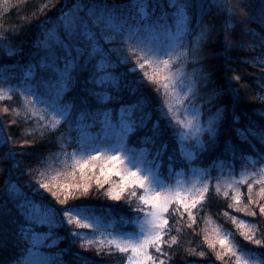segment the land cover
Listing matches in <instances>:
<instances>
[{
	"label": "snow or ice",
	"instance_id": "obj_1",
	"mask_svg": "<svg viewBox=\"0 0 264 264\" xmlns=\"http://www.w3.org/2000/svg\"><path fill=\"white\" fill-rule=\"evenodd\" d=\"M213 11L227 13L219 29L222 48L216 56L223 57L225 65L231 64V50L244 46L243 41L232 39L234 26H243L242 34L254 38L249 47L255 48L259 45L260 54L254 56L252 61L245 58L242 62L264 65V59L261 58L264 57V0H258V3H253L252 0H238L237 3H229V0H132L128 7L122 5L121 0H68L55 20L45 16L36 21L40 37L33 44L37 51L32 53V60L12 69L5 66L4 82L16 79L30 85L25 98H35L36 102L45 106V115L51 113L55 120L51 128L46 121L41 122L45 120L44 116L36 120L33 132L38 129L44 141L40 152L34 153L38 164L46 163L41 154L44 149L63 139V135L55 137L52 131H58L56 125L61 121L71 128L73 124L78 125L81 118L87 117L94 124L98 123L102 132L111 131L119 136V144L102 143L95 148L81 144L74 150L73 155L77 151L81 155L94 151L96 155H88V159L95 160L101 149H104L107 152H117V156L106 158V162H114L123 153L128 172L117 171L116 175H130L134 178L131 183L144 190L139 196L140 204L133 210V216L125 221L141 223L140 231H121L118 236L109 240V245H114L119 252L130 253L126 264H166V260L161 257L171 260L172 256L162 247L163 244H168L171 248L178 243L175 236L170 241L165 240V236L171 231L169 216L179 213L182 217L187 213L194 224L196 216L193 209L198 205L202 206L209 191L205 185L198 197L188 199L179 191L174 195L169 193L163 178L165 157L168 161V174H172L177 163V153L187 159L194 158L196 153L219 154L217 159L230 154L234 161L238 152L243 158L245 151L251 149L256 155V163L261 164V171L264 172V119L257 122L242 107L243 100L239 89L232 84L233 79L238 80L240 77H229L226 82L214 86L221 79L215 71L205 72L202 68H194L189 73L183 67L173 71V62L181 59L185 63H201L203 57L200 53L204 44L211 43L209 37L216 32L213 24L205 23V17ZM253 23L257 24L259 32L249 27ZM193 36L195 42L191 39ZM102 41L106 42L103 50ZM0 50L8 56L24 52L23 47L15 41L2 36ZM96 54L102 55L98 64L93 63ZM130 56L136 58L135 67L144 68L146 65L155 64L159 72L167 73L159 77L147 72L144 75L150 83L156 85L157 93L163 90L167 96L171 89L175 96L174 102L166 99L164 105L157 104L156 98L147 90L148 85L143 78L134 75L130 78L134 71L130 65ZM121 68H125V71H121ZM227 70L235 71L231 67ZM100 71L104 73L102 76L98 75ZM41 73L45 75L42 76ZM52 80H55L54 90ZM165 80L168 82L161 83ZM261 80H264V73L261 74ZM256 84L259 86L260 81H256ZM104 85L107 87L97 91V87L103 88ZM201 100L203 103L198 104L197 101ZM84 105H88L87 109ZM8 110L4 109L5 112ZM205 112L209 115L206 121H202L201 116ZM260 114L264 117V110ZM245 116L248 117L247 124L243 128L236 127ZM25 117L31 119L27 108ZM233 131L242 143L235 141ZM0 133H3L2 124ZM205 135L208 137L206 141L203 139ZM169 137L178 145V149H174L171 154L168 152L171 146ZM132 138H135V146H132ZM12 139L10 135H0V144L8 145ZM98 139L106 141L107 137ZM190 140L195 141L194 150H187V142ZM137 151L141 156L138 157ZM22 154H25L24 150L17 152L9 147L8 152L0 156V164L15 161L12 167L20 171L18 156ZM12 167L0 168V174L8 177L0 191V264H52L46 258L35 257L39 256L40 246L52 235V229L65 227V218L67 224L75 222L80 227L97 232L102 227L95 214L82 202L69 203V195L74 194H66L64 199H60L57 192L52 191L50 184L42 179H37L36 183L29 179L22 186L12 175ZM131 169L138 170L142 175L138 176L137 171ZM101 172H104L103 167ZM34 173V168H27V176L31 177ZM21 175L25 173L21 172ZM38 175L42 177L43 173ZM260 183H264V180ZM22 187L27 188L26 193L21 190ZM60 187L63 188V185ZM248 188L249 205H256L257 201L252 198V185L249 184ZM123 190L122 179L120 192ZM84 191L87 192L86 187ZM45 192H51L63 207L49 201ZM109 195L115 200L120 199L119 192H109ZM261 195H264V188H261ZM173 199L177 205L183 206L184 212H180L179 207L169 211ZM233 199L239 203L238 192ZM249 205L238 210L257 216L258 213L252 211ZM258 207L259 214L264 215V203H260ZM243 224L241 221V225ZM45 226L49 231L40 230ZM249 230L253 229L250 227ZM72 235L80 237L82 233L77 231ZM245 238L253 240L252 235H245ZM226 241L227 235L219 243L232 251V246L226 245ZM254 242L260 245L264 240L256 239ZM93 243L95 241H82V246ZM21 246L27 255L17 257L15 249ZM150 248H154L159 255H152ZM97 252L103 255L100 244L97 245ZM199 255L204 256V252ZM77 256L80 264H88L79 254ZM244 264H264V257H249Z\"/></svg>",
	"mask_w": 264,
	"mask_h": 264
},
{
	"label": "trees",
	"instance_id": "obj_2",
	"mask_svg": "<svg viewBox=\"0 0 264 264\" xmlns=\"http://www.w3.org/2000/svg\"><path fill=\"white\" fill-rule=\"evenodd\" d=\"M68 0H0V36L7 37L15 41L16 44L23 47L22 54H15L8 56L6 52L0 50V124L3 125V133L0 135H10L13 139L8 145L0 144V156L8 152V148L20 152L24 150L25 154L18 156L19 169L12 167L16 162L7 161L0 164V168L12 167V175L18 179L21 185H26L29 179L36 183L37 179H42L48 182L52 191L57 192L60 199H64L66 194L69 195V203L82 202L89 211L95 214L98 218L100 225L99 231L93 229L83 228L73 224H67L65 218V227H55L52 229V235L44 242L39 248V256L36 259H48L52 264H80L77 254L87 260L88 264H126L128 254L119 252L114 245H109V240L112 237L109 233H120L121 231L134 230L136 223H125L130 217L133 216V210L140 204L139 191L136 184H129L124 180V190L120 192L122 177L116 173L106 172V168L101 161H90L84 165L76 160V154L73 155L74 150L78 149L81 144H85V134L100 131L101 128L98 123H93L90 118H81L80 123L73 124L71 128L63 121L56 125L53 129L55 137L63 135V139L58 143L49 145L41 153L46 160L44 164H38L34 153L40 152L41 144L44 142L40 136V132L36 129V120L44 116L45 121L49 127L55 123L52 114L45 115V106L35 101V98H25V93L30 85H25L16 79H11L4 82L3 76L5 74V66L9 69L17 65L28 64L32 60V53L37 51L33 48V44L38 42L40 37V29L37 27L36 21L48 16L55 20L59 16L60 11ZM238 0H229V3H237ZM253 3H258V0H252ZM122 5L128 7L132 0H121ZM130 11L135 12L134 9L129 8ZM239 11V10H237ZM227 16L224 13H216L213 11L211 15L205 17V23H211L215 26L216 32L213 36L209 37L211 43H205L200 53L203 60L199 64L191 62L185 63L183 59L179 62H173V71L184 68L185 71L191 73L194 68H202L205 72L215 71L221 77L217 81V85L227 81L229 77L240 78L233 79L232 84L235 88L239 89L240 97L243 100L244 107L252 116L253 119L259 122L264 117L261 116V111L264 110V80H261V74L264 73V65L260 63H244L245 58L252 61L254 56H259L260 47L257 45L255 48H250L249 45L253 44L254 38L249 35H243V26L235 27L232 39L234 41L244 42L243 47L234 48L231 50L230 55L233 57L230 65L224 64L223 57H217L216 53L221 51L222 38L219 35V29L222 21ZM256 32H259L257 24L249 25ZM199 31V30H197ZM55 39V37H53ZM195 42V37H191ZM106 42H101V49L103 50ZM166 59L167 57H163ZM264 59V57H261ZM102 59L101 54H96L93 60L94 64H98ZM130 65L134 71L130 74L143 78L144 83L148 85V91L156 98L157 104L164 105L165 100L169 99L175 101V96L169 89L168 95L165 96L163 90L160 93L155 91L156 85L150 83L145 72L154 77L167 75L161 73L156 68L155 64L152 66H145L144 68L135 67L136 58L129 57ZM143 63V61H140ZM231 67L235 71H228L227 68ZM125 71V68H121ZM102 71L98 75L102 76ZM44 76V73H41ZM51 79V75L48 74ZM215 79V77H214ZM260 81V85L256 84ZM168 81H161L167 83ZM53 90L55 89V80H52ZM91 87V85H89ZM97 87V91L106 88ZM11 88V90H10ZM130 99V97H126ZM79 105V99L77 98ZM202 104L203 101H197ZM219 103V102H218ZM31 104V107H28ZM87 109L88 105H84ZM5 108L9 110L4 111ZM27 108L31 119L25 117V109ZM165 110H167L165 108ZM215 112V109L212 110ZM209 113L205 112L201 116L202 121H206ZM183 118V117H181ZM248 121L245 116L236 127L243 128ZM100 129V130H99ZM233 138L239 144L242 143L235 131L232 133ZM203 139L206 141L208 137L205 135ZM171 146L168 150L169 154L174 149H178V145L169 137ZM33 141H35L33 143ZM195 141L187 142V145L193 148ZM63 145V148L61 147ZM132 146H135V138H132ZM259 147V145H257ZM194 150V149H192ZM49 151L51 157H49ZM78 152V151H77ZM76 152V153H77ZM67 153V155H65ZM217 155L199 154L196 153L194 158H182L177 153V163L175 171L168 174V161L167 157L164 158V180L169 182L172 178L182 172L185 175L193 173L201 174V189L205 185L208 186L209 191L206 194L205 201L202 206L198 205L193 209L196 220L192 224L187 213L181 217L179 213L169 216V225L171 227L170 233L165 236V240L170 241L172 236L177 237L178 243L169 248L168 244H163V250L172 256L171 260L167 257H161L166 260V264H244L245 259L249 257H264V243L257 245L254 241L256 239L264 240V215L259 214L260 203H264V195H261V188H264V172L261 171V164L256 163V155L251 149L244 153L241 158L240 153H237L236 159L233 161L230 154L223 155L217 159ZM264 163V162H262ZM83 165V168H81ZM95 165V167H93ZM32 167L36 170L33 176L29 177L26 174L27 168ZM104 172H101V168ZM48 168L49 170H45ZM24 172L25 175H21ZM38 173H43L39 176ZM8 179L3 174H0V191L3 190L5 180ZM99 181V183H97ZM252 185V198L257 201L256 205H249V188ZM63 185V188L60 187ZM72 187H69V186ZM79 185L80 187H75ZM85 187L87 192L84 191ZM23 192H27L26 187H22ZM43 191V190H42ZM119 192L120 199L115 200L109 195ZM239 193V203L233 199ZM135 193V195H133ZM225 193L228 195L226 196ZM138 194V198H137ZM48 200L59 205L56 197H53L51 192H45ZM249 205L252 211L258 213L257 216L250 215L247 211H239ZM179 207L180 212H184L182 205H177L174 200L170 205L169 211ZM146 210H148L146 208ZM167 215V214H166ZM143 217V216H142ZM241 221L244 222L241 225ZM192 226L189 227L188 225ZM250 227L253 229L250 231ZM41 231H49L47 226ZM179 230V231H178ZM80 232V237L73 236V232ZM227 235L226 245L232 246V251L228 250L227 246H222L219 240ZM245 235H252L253 240H248ZM95 241L92 245L82 246V241ZM100 244L103 255L98 254L97 245ZM111 248V251L109 249ZM150 253L154 256L159 255L155 252L154 248L149 249ZM204 252V256L199 253ZM17 257L27 255L24 247L15 249Z\"/></svg>",
	"mask_w": 264,
	"mask_h": 264
},
{
	"label": "rangeland",
	"instance_id": "obj_3",
	"mask_svg": "<svg viewBox=\"0 0 264 264\" xmlns=\"http://www.w3.org/2000/svg\"><path fill=\"white\" fill-rule=\"evenodd\" d=\"M100 130V129H99ZM106 136L107 140H102V139H98V137H103ZM192 142H194V140H191ZM85 144L89 145L92 148L97 147L98 145L102 144V143H108V144H119L120 143V138L119 136L115 133V132H102V130L96 132V134H92V133H86L85 134V139H84ZM190 147L187 145V150H189ZM193 148H191L192 150ZM88 155H92L95 156L96 153L93 151L91 153H89ZM88 155H81L79 152L76 153V160L81 163V164H85V161L90 162V161H101L103 166L106 168V172H112V173H116L117 171H121V172H128V167L127 165L124 163V157H123V153L119 154L118 159L116 161H107L106 162V158L108 156H117V152L112 151V152H107L104 149H101L100 151V155L97 156V158L95 160H89L88 159ZM137 155L138 157L141 156V153L139 151H137ZM109 168H111L112 170L109 171ZM131 171H137V175L140 176L142 175V173H140L138 170L136 169H131ZM123 180L128 181L129 184L131 183V180L134 179L133 177H131L130 175H124L121 176ZM201 181H202V176L201 174H197V173H193L190 176L189 175H185L184 173L180 172L178 174H176L172 180H170L169 182L165 181V184L168 188L169 193L171 194H175L177 191H179L181 193V195L185 198L188 199L189 197H196L198 192L200 191L201 187ZM147 183V182H145ZM137 190L139 191V196L143 194L144 190L142 188L139 187V185H136ZM137 198H138V194H137ZM175 199H173L174 201ZM143 219V217H141V220ZM141 223H136V228L134 230H126L127 232H139L140 228H141ZM119 235L118 233H109L110 237H116ZM130 255V253H129Z\"/></svg>",
	"mask_w": 264,
	"mask_h": 264
}]
</instances>
